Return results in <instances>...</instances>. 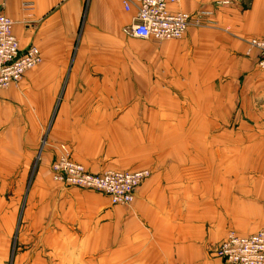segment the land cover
<instances>
[{"label": "crops", "instance_id": "1", "mask_svg": "<svg viewBox=\"0 0 264 264\" xmlns=\"http://www.w3.org/2000/svg\"><path fill=\"white\" fill-rule=\"evenodd\" d=\"M30 1L0 0L21 48L42 55L0 87V264H225L217 248L231 232L264 230V68L249 44L264 37V0H180L173 10L214 21L193 24L173 60L146 62L122 44L135 0ZM123 50L132 58H107ZM140 76L144 90L124 86ZM139 115L194 120L165 129L183 133L179 154L132 203L54 179L61 144L99 170L108 134Z\"/></svg>", "mask_w": 264, "mask_h": 264}, {"label": "built area", "instance_id": "2", "mask_svg": "<svg viewBox=\"0 0 264 264\" xmlns=\"http://www.w3.org/2000/svg\"><path fill=\"white\" fill-rule=\"evenodd\" d=\"M137 15L128 31L132 36L143 39L165 40L180 39L193 25L206 22L210 12L201 11L192 14L187 11L173 10L172 6L180 0H135ZM228 3V0L222 1ZM31 1L25 0L30 8ZM127 10L131 8L129 0L124 1ZM14 21L0 14V87L7 88L16 84L28 71L35 67L42 55L34 44L22 49L13 32ZM250 45L261 52L260 65L264 68V39H251ZM53 165L57 180L82 186L106 190L115 203L126 204L133 201L138 186L149 176V170L106 171L101 174L87 173L83 166L62 154ZM217 253L225 264H264V230L249 235L231 232L217 248Z\"/></svg>", "mask_w": 264, "mask_h": 264}, {"label": "rangeland", "instance_id": "3", "mask_svg": "<svg viewBox=\"0 0 264 264\" xmlns=\"http://www.w3.org/2000/svg\"><path fill=\"white\" fill-rule=\"evenodd\" d=\"M206 20L207 21L204 23L207 22L210 23L214 21L213 19H206ZM204 23H202V25H204ZM256 38L264 39V37H253L251 39H256ZM188 43L189 41L187 40L186 36L182 39L154 40V39L138 38L132 36L130 33L128 34L126 33L122 37V44L128 47V49L130 47L137 49L138 58L141 61H145V62L147 60H151V61H157V60L164 61V59L173 60L172 57L175 51L179 49H184V45ZM250 47L252 49L257 50L258 59H261L260 58L261 52L259 48L254 47L252 45H250ZM191 52H188V54L191 55ZM107 58L131 59L132 57L129 51L126 52L125 50H123L122 52H117V53L107 52ZM124 82H127L124 83V86L126 88H130L131 84L132 85L134 84L135 91L136 90L141 91L144 90L142 88L146 87L147 79L145 76L144 77L140 76L139 78H135L132 80L128 78L124 80ZM137 85H139L140 89H136ZM135 102L136 103L138 102L139 105L138 107L140 109L146 106V102L143 101H135ZM155 108H160L161 110L162 106L156 104ZM188 111L191 112L193 111V109H189ZM192 120H194V115H188V116L177 115L172 117H166L162 115H156L154 117L147 115L132 116L131 118L125 119L122 124L117 125L116 132L112 134L110 133L108 134V139L113 138L112 144L114 145V147L110 149L109 154H106L105 151L108 165H100L101 168L99 170H91V167L90 169H88L82 163L76 161L73 158L70 149L65 144H61L62 151L58 153L57 156L51 162L50 170L53 174L54 179L57 182L62 183L65 187L79 188L81 190H86L93 193H99L107 198L108 203H111L113 205L120 204L113 202L111 194L106 190L90 187V186L73 184L65 180L64 181L57 180L54 176L55 172L53 169V165L57 162L56 160H58L62 154H67L72 161L82 165L87 173L93 175L101 174L106 171H139L143 169H148L149 176H147L144 179L145 181L146 179L151 177L154 172L163 171L164 167L168 165L166 163L167 161L164 163L165 161L164 158L166 156L179 154V150L182 142V138L179 139V135L180 134L183 135V133L175 132L174 130L165 131V129L169 125L172 128H178V124L183 121L186 123V125H189V123H191ZM202 134L204 137L206 133L203 132ZM209 134L210 133H208L207 136H205L203 139L204 148L206 145L205 141L207 139L209 140ZM187 136L188 139H190L189 137L194 136V132H188ZM192 139H194V137ZM136 191L134 194L135 196H136ZM130 203H126L122 205H128Z\"/></svg>", "mask_w": 264, "mask_h": 264}]
</instances>
